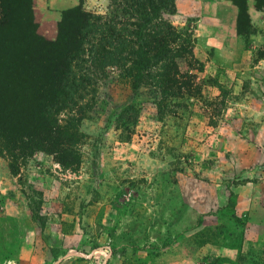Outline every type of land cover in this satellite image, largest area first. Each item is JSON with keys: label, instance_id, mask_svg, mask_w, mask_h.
Returning a JSON list of instances; mask_svg holds the SVG:
<instances>
[{"label": "rangeland", "instance_id": "obj_1", "mask_svg": "<svg viewBox=\"0 0 264 264\" xmlns=\"http://www.w3.org/2000/svg\"><path fill=\"white\" fill-rule=\"evenodd\" d=\"M2 1L0 65L41 52L38 36L55 41L63 15L44 0ZM108 1L82 9L104 14ZM169 20L193 42L179 71L198 90L131 98L115 70L107 88L98 80L101 112L79 125L76 169L37 154L12 175L0 157V264H264V30L241 15L240 51L198 53L193 24ZM127 103L126 140L114 113Z\"/></svg>", "mask_w": 264, "mask_h": 264}, {"label": "trees", "instance_id": "obj_2", "mask_svg": "<svg viewBox=\"0 0 264 264\" xmlns=\"http://www.w3.org/2000/svg\"><path fill=\"white\" fill-rule=\"evenodd\" d=\"M229 1L238 8V25L247 16L246 2ZM108 2L104 14H93L80 0L62 13L55 41L38 36L41 52L13 53L0 65V157L12 175L37 154L64 169L78 167L79 125L101 112L98 80L107 79L101 85L107 88L115 70L128 81L131 98L171 104L198 90L192 76L184 81L179 71L181 63L193 60L194 46L169 20L175 0ZM255 8L261 9L258 0ZM7 23L0 0V28ZM136 113L132 103L114 113L121 139H128Z\"/></svg>", "mask_w": 264, "mask_h": 264}, {"label": "crops", "instance_id": "obj_3", "mask_svg": "<svg viewBox=\"0 0 264 264\" xmlns=\"http://www.w3.org/2000/svg\"><path fill=\"white\" fill-rule=\"evenodd\" d=\"M41 0H37L40 5ZM49 18L59 20L66 10L75 8L80 0H44ZM250 23L264 30V8H255L254 0H247ZM177 20L190 21L196 36L197 52L213 49L240 51L243 42L237 36L238 8L229 0H175ZM236 44V45H233Z\"/></svg>", "mask_w": 264, "mask_h": 264}]
</instances>
